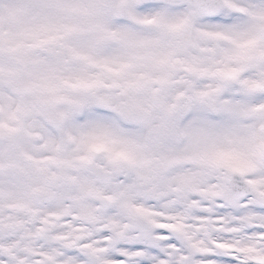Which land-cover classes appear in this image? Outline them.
<instances>
[{"label": "snow or ice", "instance_id": "obj_1", "mask_svg": "<svg viewBox=\"0 0 264 264\" xmlns=\"http://www.w3.org/2000/svg\"><path fill=\"white\" fill-rule=\"evenodd\" d=\"M0 264H264V0H0Z\"/></svg>", "mask_w": 264, "mask_h": 264}]
</instances>
